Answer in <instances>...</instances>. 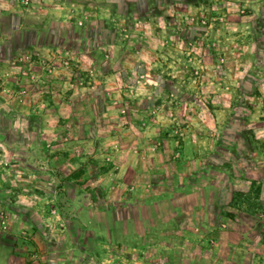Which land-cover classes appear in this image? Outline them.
<instances>
[{
    "label": "rangeland",
    "instance_id": "obj_1",
    "mask_svg": "<svg viewBox=\"0 0 264 264\" xmlns=\"http://www.w3.org/2000/svg\"><path fill=\"white\" fill-rule=\"evenodd\" d=\"M18 4L0 264H264V0Z\"/></svg>",
    "mask_w": 264,
    "mask_h": 264
},
{
    "label": "crops",
    "instance_id": "obj_2",
    "mask_svg": "<svg viewBox=\"0 0 264 264\" xmlns=\"http://www.w3.org/2000/svg\"><path fill=\"white\" fill-rule=\"evenodd\" d=\"M25 16V11L21 7H19L18 0H0V72H2L3 75L5 74L4 71H7V73L10 74V72L7 70L8 65L10 64V59L12 58L13 52L15 51V49H17V39L24 36L26 25ZM10 39L13 40V43H16L15 45L13 44V52H11L6 45V43H8ZM17 61L18 60H16L15 62L17 63ZM14 64L15 63H13L12 67L15 66ZM34 66L36 68L37 65L34 62H30L29 67L32 68ZM49 86L50 85L47 84V86H41L40 88L37 85V87L33 88L32 91L36 89L37 91L48 92L51 89V87ZM53 88L54 85L52 86V89ZM41 92L32 95L33 97L31 96L32 99L31 101H29V104L33 103L34 106L37 105L38 107H41L43 103H45V99L40 95ZM39 96H41L40 99L36 100V98ZM62 104L65 105V103Z\"/></svg>",
    "mask_w": 264,
    "mask_h": 264
},
{
    "label": "built area",
    "instance_id": "obj_3",
    "mask_svg": "<svg viewBox=\"0 0 264 264\" xmlns=\"http://www.w3.org/2000/svg\"><path fill=\"white\" fill-rule=\"evenodd\" d=\"M23 2H24L25 4H28V3L30 2V0H23Z\"/></svg>",
    "mask_w": 264,
    "mask_h": 264
}]
</instances>
